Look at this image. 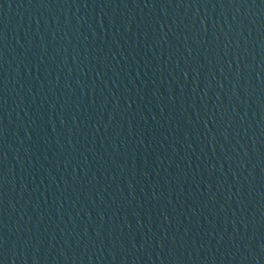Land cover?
Listing matches in <instances>:
<instances>
[{
	"label": "water",
	"instance_id": "water-1",
	"mask_svg": "<svg viewBox=\"0 0 264 264\" xmlns=\"http://www.w3.org/2000/svg\"><path fill=\"white\" fill-rule=\"evenodd\" d=\"M0 264H264V0H0Z\"/></svg>",
	"mask_w": 264,
	"mask_h": 264
}]
</instances>
